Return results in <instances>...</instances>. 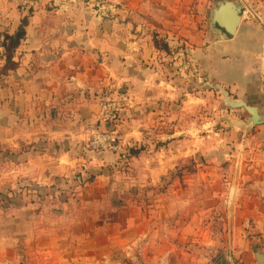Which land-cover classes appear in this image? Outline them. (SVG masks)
<instances>
[{
	"label": "crops",
	"instance_id": "obj_1",
	"mask_svg": "<svg viewBox=\"0 0 264 264\" xmlns=\"http://www.w3.org/2000/svg\"><path fill=\"white\" fill-rule=\"evenodd\" d=\"M92 1L0 0V36L13 35L30 15L13 59L17 67L1 74L6 61L0 58V198L12 203L0 208V264H21L23 255L40 264L46 253L53 264H77L59 252L61 230L74 233L80 224L81 234H103L105 222L95 227L88 221L109 214L113 197L156 185L186 157L203 156L206 138L219 136L212 132L219 119L200 113L208 103L220 105L206 84L264 108V0H236L242 21L229 40L209 29L218 0H139L125 22L114 18L120 10L94 16ZM153 32L169 53L155 47ZM120 96L129 98L118 126L123 149L93 153L86 146L89 131L109 127L99 118V104ZM240 112L220 118L232 129L237 162L250 163L243 169L253 189L246 218L264 247V125L242 126ZM21 187L40 190L42 209L24 195L9 200ZM74 189L77 195L60 200L62 191ZM125 211L119 220L132 230L141 217Z\"/></svg>",
	"mask_w": 264,
	"mask_h": 264
},
{
	"label": "rangeland",
	"instance_id": "obj_2",
	"mask_svg": "<svg viewBox=\"0 0 264 264\" xmlns=\"http://www.w3.org/2000/svg\"><path fill=\"white\" fill-rule=\"evenodd\" d=\"M89 1L91 0H82L85 3ZM96 3L113 7L114 11H109L107 16L120 10L121 14L114 18L125 22L131 20V9L135 6L132 5L139 4V0H93L89 3L93 11ZM86 6L89 7L88 4ZM22 7L23 5L19 8L20 13H23ZM94 16L100 18L95 12ZM152 34L153 37L160 36L156 32ZM4 35L0 36V41H4ZM4 53L5 50L0 48V54ZM11 67V64L7 65V68ZM1 74H6L4 68ZM213 91L220 105L208 103L200 113L215 115L219 119L212 126V132L219 133V136L206 138L207 150L203 151V156L186 157L178 162L180 166L177 169L169 172L156 185L127 188L123 194L113 197L110 200L109 214H95L88 221L93 222L95 227L105 222L103 234L97 229L81 234L84 227L80 224H77L76 229L73 228L74 233L61 230L59 242L62 245L59 252L64 260L68 262L71 257L77 259V264H258L256 253L264 255L261 235L254 230V221L246 218V200L250 199L253 189H250L252 181L247 176L244 177L243 169L247 171L250 163L243 160V157L237 162V157L233 155L234 142L231 140V133H228L232 129L220 118L225 114L232 115L233 110L241 111L239 115L245 120L249 115L244 109L227 107L222 92L219 89ZM221 106L229 112H223ZM135 153L136 151L133 154ZM93 178L95 177L81 180L78 187L84 188ZM260 188L258 186L254 194ZM39 192L40 190L30 187L15 188L9 193L12 195L9 200L24 195L30 197V201L36 200L40 210L45 203L43 194L40 195ZM73 195H77L75 189L70 193L62 191L59 197L61 200L63 196L74 197ZM5 196L7 197L1 195ZM135 200L138 209L132 205ZM0 201V208L12 204H5L3 198ZM15 204L21 206L20 202ZM124 207L126 214L136 210L141 217L134 223L132 230H124L122 224H126V220H119L123 214L120 211ZM113 208L119 209V213H115ZM107 216L110 218L107 219ZM84 219L85 215L81 221L87 222ZM48 255L46 253L40 264H53ZM37 260L34 255H30L29 259L23 255L21 264H38ZM72 263L74 264L73 260Z\"/></svg>",
	"mask_w": 264,
	"mask_h": 264
},
{
	"label": "water",
	"instance_id": "obj_3",
	"mask_svg": "<svg viewBox=\"0 0 264 264\" xmlns=\"http://www.w3.org/2000/svg\"><path fill=\"white\" fill-rule=\"evenodd\" d=\"M243 5L236 0H218L210 11L209 29L217 34L222 40L233 38L242 21ZM222 16L225 18L222 19ZM206 88L219 89L224 95L227 107L232 109H244L249 117L245 122H240L245 127L264 125V108L250 105L246 101L230 97L229 93L219 84H206ZM258 264L264 263V255L256 253Z\"/></svg>",
	"mask_w": 264,
	"mask_h": 264
},
{
	"label": "built area",
	"instance_id": "obj_4",
	"mask_svg": "<svg viewBox=\"0 0 264 264\" xmlns=\"http://www.w3.org/2000/svg\"><path fill=\"white\" fill-rule=\"evenodd\" d=\"M93 8L96 15H100V17H105L109 11H114L112 6L103 3H96V7ZM128 103L129 98L127 96H120L116 99H103L100 102L99 118L109 127L104 130L93 129L89 131L86 146L90 151L96 154H119L122 151L123 142L118 126Z\"/></svg>",
	"mask_w": 264,
	"mask_h": 264
},
{
	"label": "trees",
	"instance_id": "obj_5",
	"mask_svg": "<svg viewBox=\"0 0 264 264\" xmlns=\"http://www.w3.org/2000/svg\"><path fill=\"white\" fill-rule=\"evenodd\" d=\"M29 24V17H24L21 21V25L19 26L18 30L13 34H5L4 35V41H0V48H3L5 50L4 54H0V58L5 59L6 64L4 66V71L8 73L9 71L14 70L17 67V63L14 62V56L16 53V50L21 45V42L26 37V27ZM153 41L155 44V47L159 50H163L167 53L170 52V48L168 43L161 39L158 35H155L153 37ZM11 64V68H7V65Z\"/></svg>",
	"mask_w": 264,
	"mask_h": 264
},
{
	"label": "bare ground",
	"instance_id": "obj_6",
	"mask_svg": "<svg viewBox=\"0 0 264 264\" xmlns=\"http://www.w3.org/2000/svg\"><path fill=\"white\" fill-rule=\"evenodd\" d=\"M225 18L224 16H222V19Z\"/></svg>",
	"mask_w": 264,
	"mask_h": 264
}]
</instances>
